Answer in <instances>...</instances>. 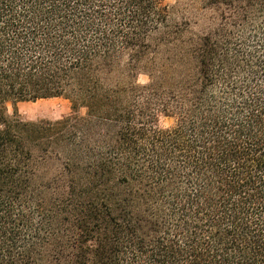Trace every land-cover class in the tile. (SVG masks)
<instances>
[{
	"label": "trees",
	"instance_id": "16d2710c",
	"mask_svg": "<svg viewBox=\"0 0 264 264\" xmlns=\"http://www.w3.org/2000/svg\"><path fill=\"white\" fill-rule=\"evenodd\" d=\"M196 3L0 0V264H264V0Z\"/></svg>",
	"mask_w": 264,
	"mask_h": 264
},
{
	"label": "rangeland",
	"instance_id": "374dc122",
	"mask_svg": "<svg viewBox=\"0 0 264 264\" xmlns=\"http://www.w3.org/2000/svg\"><path fill=\"white\" fill-rule=\"evenodd\" d=\"M165 1L173 6V13L176 19H179V16L184 14V16L194 20L195 16L193 15L197 7L196 0ZM135 79L139 84H144L148 80L147 76L143 73H138ZM7 112L9 115H16L25 121L37 119L56 120L71 114V103L69 99L64 97L41 98L34 101H18L15 103L8 102ZM78 113L83 114L84 109L80 108ZM160 125H167V121L162 119Z\"/></svg>",
	"mask_w": 264,
	"mask_h": 264
}]
</instances>
